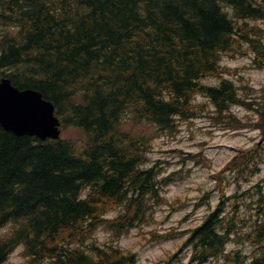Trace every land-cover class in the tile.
Listing matches in <instances>:
<instances>
[{
    "label": "trees",
    "instance_id": "1",
    "mask_svg": "<svg viewBox=\"0 0 264 264\" xmlns=\"http://www.w3.org/2000/svg\"><path fill=\"white\" fill-rule=\"evenodd\" d=\"M259 21L264 0H0V79L40 91L66 128L88 136L80 146L42 141L0 124V229L14 234H0V264L21 242L27 264H136L134 253L89 244L101 227L120 238L144 223L170 180L145 167L153 136L127 130L125 118L174 133L178 121L212 106L215 119L243 129L250 124L232 107L255 106L264 137V102L240 97L222 65L223 56L251 54L254 67L264 68ZM263 162L258 143L215 175L222 200L183 245L192 249V263L220 256L240 237L237 204L226 216L228 175L248 181ZM255 194L262 204V186ZM111 211L121 214L109 219ZM245 236L257 245L252 264H264V222Z\"/></svg>",
    "mask_w": 264,
    "mask_h": 264
},
{
    "label": "rangeland",
    "instance_id": "2",
    "mask_svg": "<svg viewBox=\"0 0 264 264\" xmlns=\"http://www.w3.org/2000/svg\"><path fill=\"white\" fill-rule=\"evenodd\" d=\"M259 24L264 27V21ZM222 65L228 77L235 82L241 96L264 102V69L254 68L252 55L223 56ZM219 81L215 78L208 80L210 84H218ZM197 101L208 100L199 95ZM211 109L213 110L212 106L209 111L192 121H180L174 133L160 131L152 123L136 126L131 122L127 123L136 134L154 136L147 167L156 165L161 179L172 177L174 172H178V175L172 177L163 189L159 205H155L150 211L142 226L130 230L120 238L115 237L112 231L100 229L94 242L100 245L115 244L133 251L137 255L136 264H166L170 255L174 254L177 256L168 264H190L191 248L181 246L187 238V231L200 225L220 201V192L215 190L214 175L227 165L238 149L251 148L262 140L257 129H228L225 123L212 117ZM232 109L238 116L251 123L258 119L255 112L244 107L233 106ZM62 136L80 138L81 142L86 138L82 131L73 128L63 130ZM191 153L197 154V158H190ZM258 185H261L264 191V163L258 173L240 185L229 175L227 195L244 191L256 193ZM207 192H212L209 200L198 205ZM257 198L255 194L253 198H245L240 202L239 228L242 234L252 231L257 221L264 220L261 205L256 202ZM231 211L228 209L227 213ZM118 214L119 212H113L109 217L115 218ZM152 232H157L158 235H174L156 240ZM236 239L227 246L224 255L206 264H249L256 253V246L246 238ZM236 253L240 258H244L243 261L236 260Z\"/></svg>",
    "mask_w": 264,
    "mask_h": 264
},
{
    "label": "water",
    "instance_id": "3",
    "mask_svg": "<svg viewBox=\"0 0 264 264\" xmlns=\"http://www.w3.org/2000/svg\"><path fill=\"white\" fill-rule=\"evenodd\" d=\"M53 102L34 89H20L11 79L0 80V124L17 136L58 139L60 121Z\"/></svg>",
    "mask_w": 264,
    "mask_h": 264
},
{
    "label": "clouds",
    "instance_id": "4",
    "mask_svg": "<svg viewBox=\"0 0 264 264\" xmlns=\"http://www.w3.org/2000/svg\"><path fill=\"white\" fill-rule=\"evenodd\" d=\"M9 31L14 34L16 29L11 28L9 29ZM0 234L5 235L7 239H12L14 235L13 232L10 231L9 227L0 229ZM24 252L25 245L22 242L16 244L15 247L8 254V257L4 264H27V258L23 255Z\"/></svg>",
    "mask_w": 264,
    "mask_h": 264
}]
</instances>
